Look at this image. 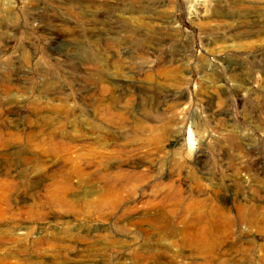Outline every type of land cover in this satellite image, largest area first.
Here are the masks:
<instances>
[{"label": "rangeland", "instance_id": "rangeland-1", "mask_svg": "<svg viewBox=\"0 0 264 264\" xmlns=\"http://www.w3.org/2000/svg\"><path fill=\"white\" fill-rule=\"evenodd\" d=\"M247 152L264 0H0V264H264L263 219H207Z\"/></svg>", "mask_w": 264, "mask_h": 264}, {"label": "bare ground", "instance_id": "bare-ground-1", "mask_svg": "<svg viewBox=\"0 0 264 264\" xmlns=\"http://www.w3.org/2000/svg\"><path fill=\"white\" fill-rule=\"evenodd\" d=\"M23 51V50H22ZM23 55L25 54V56H26V54H27V52H26V50H24L23 52ZM133 112V111H132ZM126 114V113H125ZM121 116V115H120ZM127 117V116H126ZM124 118V117H123ZM133 120V119H132ZM122 121H124V120H122ZM75 132V131H74ZM78 133V132H77ZM85 138V137H84ZM79 139V138H78ZM232 141H235V140H232ZM237 142V141H236ZM233 144V143H232ZM125 145V144H124ZM233 145H236V146H239V144L237 143V144H233ZM132 147V146H131ZM134 147V146H133ZM235 147V146H234ZM237 148V147H236ZM76 150V149H75ZM126 150H127V148H126ZM94 152V151H93ZM87 154V153H86ZM89 155V154H88ZM81 156V155H80ZM86 156V155H85ZM93 157V156H92ZM240 158H241V161H239L240 163V165L236 168H234L235 170H231V171H233L232 172V174H230V175H232V184L230 183V190L232 191L231 193V195H232V197H233V199H234V207L236 208V210H237V212H236V214L234 215V216H232L233 214H231L230 215V213L229 212H227V210L225 211L224 210V208H223V210H221V209H217V210H214L215 211V213L217 214L215 217H214V214H210V218H207V214H205V216H206V218L208 219V221L210 220V221H212V224H213V226L211 225V224H209V225H211V227H214V231H216L218 234H221V235H224L225 233H227V232H230V231H232L233 230V227H235V225L238 223V222H243V223H246V224H251V223H255V222H258V221H260V220H264V217H261V212L259 211V206L260 205H252V206H249V203H242V202H239L240 200H239V197H238V200L239 201H237V196H238V193L242 190V189H244V188H241V184H242V182L240 181V173H242V171H245V172H247L248 173V175L250 176H248V178H251L250 180H252L254 183H256L257 185H259V186H262L263 184H264V178L263 177H261V176H259V175H257V174H254V173H251V174H249V171H250V167H251V165H255L257 162H258V158L257 157H249V152H247L246 153V155H242V156H240ZM81 163V162H80ZM94 163V162H93ZM97 164V163H96ZM95 164V165H96ZM231 162H229V167H231ZM138 165V164H137ZM233 165H234V162H233V164H232V167H233ZM79 166V165H78ZM235 166V165H234ZM102 174V173H101ZM195 175V174H194ZM118 176V175H117ZM181 176V175H180ZM209 177V176H208ZM213 177V176H212ZM211 177V178H212ZM247 178V177H246ZM215 179V178H214ZM229 179H230V177H229ZM217 180V179H216ZM245 180V179H244ZM176 181V180H175ZM229 181V180H228ZM231 181V180H230ZM178 182V181H177ZM244 182H246V181H244ZM252 182V183H253ZM196 183V182H195ZM253 183V184H254ZM165 184V183H164ZM169 184V183H168ZM172 184V183H171ZM212 184L216 187V188H218L217 189V191L222 195V197L224 198V197H226V193H227V189H226V187H223L221 184L219 185V183H215V182H212ZM255 184V185H256ZM193 185V184H192ZM162 186H164V185H162ZM167 186V185H166ZM212 186V185H211ZM219 186V187H218ZM243 186V185H242ZM169 187V186H168ZM178 187V186H177ZM213 187V186H212ZM172 189V188H171ZM194 189V188H193ZM185 190V189H184ZM166 191V190H165ZM174 191V190H173ZM229 191V190H228ZM181 192V191H180ZM204 192V191H203ZM175 193V192H174ZM230 193V192H229ZM228 193V194H229ZM215 194V193H214ZM181 196V195H180ZM193 197V196H192ZM220 198V197H219ZM165 199V198H164ZM174 199V198H173ZM230 199H232V198H230ZM246 199V198H245ZM244 199V200H245ZM176 200V199H175ZM179 200V199H178ZM248 200V199H247ZM236 201V202H235ZM171 202V201H170ZM175 202V201H174ZM203 202V201H202ZM207 202V201H206ZM232 202V201H231ZM180 204V203H179ZM214 204V203H213ZM258 204V203H257ZM209 205V204H208ZM215 205V204H214ZM217 205V204H216ZM196 206V205H195ZM205 206V205H204ZM201 207V206H200ZM203 207V206H202ZM211 207V206H210ZM216 207H219V206H216ZM216 207H212V209H215ZM262 208H264V207H262ZM261 208V209H262ZM180 209V208H179ZM194 209V208H193ZM205 209V208H204ZM203 209V210H204ZM211 209V208H210ZM226 209V208H225ZM177 211V210H176ZM213 211V210H212ZM211 211V212H212ZM208 213H210V212H208ZM229 213V214H228ZM261 214V215H260ZM213 215V216H212ZM209 216V215H208ZM206 219V220H207ZM193 220V219H192ZM209 221V222H210ZM262 222V221H261ZM196 223V222H195ZM203 223V222H202ZM208 223V222H207ZM257 224H259V223H257ZM193 225V224H192ZM194 225H196V224H194ZM227 225V226H226ZM205 226H208V224H206ZM264 226V225H263ZM209 227V226H208ZM213 229V228H212ZM208 230V229H207ZM206 230V231H207ZM236 233V232H235ZM211 235V234H210ZM226 235V234H225ZM214 238H216L215 236H214ZM221 239H223V238H221ZM238 242V241H237ZM223 244V243H222ZM221 244V245H222ZM231 247H232V245H231ZM239 247V246H238ZM246 247V246H245ZM241 249V248H240ZM239 249V250H240ZM247 249V248H246ZM250 249V248H249ZM251 250V249H250ZM244 251V250H243ZM245 253H247V252H245ZM223 254H225V253H223ZM244 254V253H243ZM218 257V256H217ZM234 258H235V256H234ZM224 259V258H223ZM239 261V260H238ZM233 262H231L230 264H232Z\"/></svg>", "mask_w": 264, "mask_h": 264}]
</instances>
